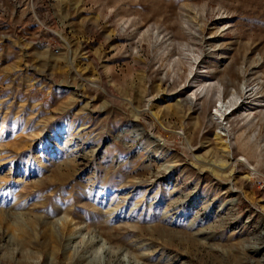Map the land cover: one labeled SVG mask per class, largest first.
I'll list each match as a JSON object with an SVG mask.
<instances>
[{
  "label": "rangeland",
  "instance_id": "374dc122",
  "mask_svg": "<svg viewBox=\"0 0 264 264\" xmlns=\"http://www.w3.org/2000/svg\"><path fill=\"white\" fill-rule=\"evenodd\" d=\"M0 264H264V0H0Z\"/></svg>",
  "mask_w": 264,
  "mask_h": 264
},
{
  "label": "bare ground",
  "instance_id": "6f19581e",
  "mask_svg": "<svg viewBox=\"0 0 264 264\" xmlns=\"http://www.w3.org/2000/svg\"><path fill=\"white\" fill-rule=\"evenodd\" d=\"M245 90V89H244ZM247 93V91H244V94H246ZM224 114L222 113V114H219V118L221 119V118H223L224 116H223Z\"/></svg>",
  "mask_w": 264,
  "mask_h": 264
}]
</instances>
